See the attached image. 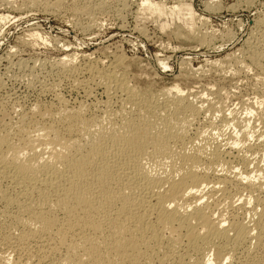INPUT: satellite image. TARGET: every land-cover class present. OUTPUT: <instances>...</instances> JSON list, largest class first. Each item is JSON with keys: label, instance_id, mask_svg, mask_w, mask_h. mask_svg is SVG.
Segmentation results:
<instances>
[{"label": "bare ground", "instance_id": "6f19581e", "mask_svg": "<svg viewBox=\"0 0 264 264\" xmlns=\"http://www.w3.org/2000/svg\"><path fill=\"white\" fill-rule=\"evenodd\" d=\"M143 2L150 15L165 10ZM189 5L181 4L192 15ZM263 53L255 51L252 60ZM71 55L52 63L74 74ZM117 61L82 67L114 108L107 99L100 113H89L60 95L56 107L34 106L15 119L1 112L0 241L11 253H1L0 264H232L234 249L246 242L264 249V179L248 171V154L264 151V118L258 143L241 144L244 171L235 173L226 154L238 135L226 145L200 136L217 140L230 121L241 128L244 119L226 112L223 100L204 106L175 85L140 89L116 72ZM205 110V128L189 136L188 127ZM234 196L241 200L235 207L251 212L250 221L223 216L225 207L235 208ZM250 246V261H264L263 254L251 256Z\"/></svg>", "mask_w": 264, "mask_h": 264}, {"label": "rangeland", "instance_id": "374dc122", "mask_svg": "<svg viewBox=\"0 0 264 264\" xmlns=\"http://www.w3.org/2000/svg\"><path fill=\"white\" fill-rule=\"evenodd\" d=\"M143 1L39 0L36 4L31 0H0L3 16L0 19V114L4 111L7 117L15 119L18 113L34 106H55L60 95L69 106L80 103L89 113H100L108 100L114 108V99H108L101 85L88 82L89 73L82 67L85 63L107 67L118 59L116 72H124L129 82L136 83L140 89L156 92L175 85L189 99L204 106L213 98L223 100L226 112L230 108L237 119H244L241 128L230 121L232 125L221 131L224 135L215 134L217 140L205 132L200 136L233 144V138L238 135L240 141L226 154V159L231 171L243 173L241 144L258 143L256 134L261 129V116L264 118V55L257 63L251 58L255 51L264 52V0H150L158 3L161 11L165 9L160 11L163 15H150ZM181 4H190L193 14ZM63 53L72 54L79 72L67 74L54 66L53 60ZM204 113L207 111L188 127L189 136L193 137L204 127ZM210 132L215 129L211 128ZM251 154H248L249 174H257L263 180L260 168H264V151L258 148ZM256 163L260 165L255 170L260 172L253 170ZM246 195L244 191L241 197L250 200L246 205L250 208L253 201ZM233 199L235 207L241 200L236 196ZM236 208L225 207L223 216L250 221L251 212ZM216 215L213 211L212 216ZM249 244L245 243L247 248L253 246L249 249L253 252L251 256H264L262 247ZM0 245V254L11 253L1 241ZM246 246L233 250L232 264H256L247 257ZM209 253L208 257L212 258Z\"/></svg>", "mask_w": 264, "mask_h": 264}]
</instances>
